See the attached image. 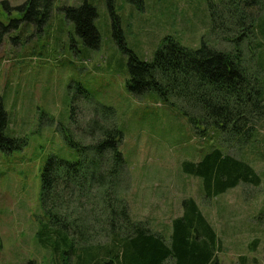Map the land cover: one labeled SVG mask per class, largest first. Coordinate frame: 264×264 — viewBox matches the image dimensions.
Listing matches in <instances>:
<instances>
[{
  "label": "rangeland",
  "instance_id": "1",
  "mask_svg": "<svg viewBox=\"0 0 264 264\" xmlns=\"http://www.w3.org/2000/svg\"><path fill=\"white\" fill-rule=\"evenodd\" d=\"M7 1L16 7L27 0ZM85 1L97 9V48L84 43L66 15V7ZM228 1L54 0L51 17L41 27L21 20V11H4L5 23L14 18L18 23L0 45V102L9 118L6 134L22 144L11 151L0 149V264L53 263L52 252L36 238L41 221L47 220L41 174L51 159H80L67 131L82 144L92 143L95 138L83 128L95 114L110 117L100 106L114 110L123 132L120 150L126 170L120 191L133 219L169 242L173 219L183 214L184 200L192 197L218 234L221 264H240L241 255L247 264H264V116L241 139L204 123L195 125L181 106H172L158 91H130V54L115 37L119 30L127 48L148 60L168 36L193 49L205 42L233 50L228 38L240 30L228 27L223 15L218 26L212 20L213 11L224 14ZM251 13L257 31L244 36L238 47L248 70L259 72L264 86V9ZM186 107L191 115L199 114L190 104ZM214 146L248 162L260 184L241 182L207 197L202 178L186 173L183 163L202 160Z\"/></svg>",
  "mask_w": 264,
  "mask_h": 264
},
{
  "label": "trees",
  "instance_id": "2",
  "mask_svg": "<svg viewBox=\"0 0 264 264\" xmlns=\"http://www.w3.org/2000/svg\"><path fill=\"white\" fill-rule=\"evenodd\" d=\"M53 4L54 0H27L14 7L7 0L1 1L0 45L18 23L16 18L5 23V10L7 15L21 11V20L41 27L50 19ZM223 7L224 14L213 11V27L223 15L231 23L228 27L240 30L232 38L226 36L234 43L233 50H219L205 42L193 49L168 36L148 60L127 48L119 30L115 37L130 54V91H158L172 106H181L195 125L204 123L243 139L257 127L255 120L264 116V86L262 75L248 70L238 46L244 36L257 31L251 12L264 9V0H229ZM65 11L84 43L99 47L95 5L85 1ZM189 104L199 114L191 115L186 107ZM100 108L110 117L95 114L83 128L84 134L95 138L92 143L82 144L67 131V140L80 152V159H51L41 174V201L47 220L41 221L36 238L52 252V264H221L216 256L221 248L218 234L194 198H186L183 214L173 219L169 242L143 221L133 219L120 191L126 170L120 150L123 132L115 122L114 110ZM8 124V114L0 102V149L11 151L22 141L6 134ZM183 169L202 178L205 195L211 198L241 182L259 185L261 181L248 162L216 146L198 162L185 161ZM26 264L37 263L29 260ZM240 264H247L245 255H241Z\"/></svg>",
  "mask_w": 264,
  "mask_h": 264
}]
</instances>
